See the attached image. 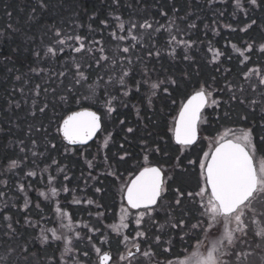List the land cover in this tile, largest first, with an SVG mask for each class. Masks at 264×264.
<instances>
[{"label": "trees", "instance_id": "obj_1", "mask_svg": "<svg viewBox=\"0 0 264 264\" xmlns=\"http://www.w3.org/2000/svg\"><path fill=\"white\" fill-rule=\"evenodd\" d=\"M45 3L47 7L40 8V0H0V33L3 34L0 35V173H3L0 179L8 182L6 187L0 185V192L4 193L0 198V211L12 217L16 228L14 237L4 234L6 227L0 229V257L6 258L0 260V264H73L74 260L78 264H95L96 248L102 252L109 251L113 258L110 264H114L116 255H122L124 250L120 248L123 234L113 230V226L117 225L115 212L119 205V194L114 191V176L108 175L117 173L110 156L123 155L126 151L128 156L124 161L116 156L114 162L127 163L146 154V147L140 142L161 135L168 137L167 131L165 133L168 116L164 119L157 102L160 105L162 100L161 105L168 108L169 103L175 101L171 108L172 113L176 112L177 104L184 102L200 84L206 83L212 85L213 96L221 101V106L215 109L221 114V121H234L245 129H252L256 141L264 136V132L262 135L260 132L264 130L261 127L264 124V110L258 104L251 111L237 101H229L231 94L225 87L229 83L237 87L243 81L241 75L244 69L232 45L244 48L247 44L258 46L264 43V5L252 9L247 0H241L243 7L248 9L245 16L244 12L234 9L232 0H224L212 7H209L207 0H45ZM162 12L165 14L161 15ZM137 14L152 25L148 29V51L151 50V55L146 54L145 57L138 54L139 51L136 53L139 59L145 58L142 64L147 67V76L140 69L134 71V78L142 85L140 93L144 88L143 79L147 78L157 82L175 79L176 87L162 85L161 88L169 87L171 95L158 92L151 112L146 108L147 101L137 99L139 92L133 89L125 101L127 106L124 104L112 117L111 121L116 122L110 125L105 122L103 125L98 139L109 133L111 126H115L119 120L123 119L125 123L122 125L126 127L119 134L114 133L113 127L112 144L103 153L94 148L95 143L87 148L65 145L56 129L62 118L77 110L78 106L73 102L61 104L60 96L62 92H69L65 83H75L76 76L68 64L78 53L73 51L71 38L62 51L57 50L55 57L45 55L48 45L58 48L54 43L55 31L59 30L64 35L79 34L86 40L96 36L103 38L107 35L103 29L113 26L111 20L114 16L130 18ZM253 20L255 24H251ZM101 21L107 22V27ZM191 24L196 27H189ZM245 24H251V27L241 32L240 28ZM226 25H231L235 31ZM170 32L176 36L177 42H194L188 50L191 59H184L183 45L173 42V46H169L172 38ZM210 49L223 53L215 63L212 62ZM139 50H144V47L141 46ZM153 51L160 52V56H155ZM171 51L175 52L174 58L169 55ZM248 55L251 60L247 67L250 64L261 65L264 61L259 53ZM34 69L37 72L34 73ZM63 72L64 75H60ZM85 72L90 77L89 82L99 79L98 68L93 63H88ZM37 85L39 95L35 97L34 109ZM71 90L75 92L74 88ZM242 95L243 92L238 94V99H243ZM44 104L48 108L40 113L39 108ZM240 108L243 110L239 112ZM135 109H139V116ZM246 110L247 115L253 114L243 120L240 117ZM33 111L34 116L31 114ZM221 121L216 125L219 126ZM127 127H132L134 131L128 133ZM33 141H36L35 148ZM52 144L56 145L55 149L51 147ZM121 145L124 147L121 148ZM21 148H24L23 152ZM66 148L71 151L66 152ZM177 148L175 146L167 155L159 148V153L152 151L151 155L157 158L160 165L166 160L176 174L182 175L185 170H179L176 165ZM33 151L39 155L34 157ZM13 160L18 166L9 171L8 165ZM28 171H35L36 176H26ZM65 175L69 177L68 180L64 179ZM50 176L54 178L51 185ZM194 178L196 175L192 173H187L184 178H174L170 187L172 194L178 196L177 189L180 188L185 190L187 196V185H196ZM19 184H23V191L19 190ZM84 186L89 189L81 200H75L74 197L79 196L75 194L83 193ZM52 187L57 189L55 196L51 192ZM65 187L69 189L67 193ZM95 187L101 191H95ZM41 192L45 196H41ZM89 200L93 203L88 204ZM64 213L67 215H62ZM29 224H39V227H30ZM68 224H71L70 230L64 227ZM42 228L47 229L48 244H41L38 239ZM53 231L61 236L60 240H51ZM103 238L107 241L102 242ZM173 238L171 236L170 240ZM65 241L71 248L67 253L64 252ZM184 241L188 242V239L174 246L165 241L167 247L161 248L159 253L154 252L155 264H163L160 262L165 259L173 261L181 258L188 246ZM168 247L169 253L165 251ZM141 251L131 258V262L139 257ZM123 264H129V260L125 259Z\"/></svg>", "mask_w": 264, "mask_h": 264}, {"label": "snow or ice", "instance_id": "obj_2", "mask_svg": "<svg viewBox=\"0 0 264 264\" xmlns=\"http://www.w3.org/2000/svg\"><path fill=\"white\" fill-rule=\"evenodd\" d=\"M115 2V0H114ZM209 7H212L215 4L223 3L224 0H207ZM233 7L237 11L245 13L247 16L248 9L243 7L241 0H232ZM247 4L251 6L252 9H256L264 5V0H247ZM47 4L45 0H40V8H46ZM35 11V10H34ZM165 13H161L164 15ZM117 21L120 20V17H115ZM102 24H105L107 27V22L101 21ZM251 24H255V20L251 21ZM251 24H245L244 27L240 28L241 32H246L248 28L251 27ZM118 27L121 31L124 30V25L121 22ZM132 28H136V24H132ZM141 29H151L152 25L145 21V23L140 24ZM191 28H195V24L189 25ZM207 27V26H206ZM226 27L235 31L231 28V25H226ZM0 35H3L0 33ZM64 34L57 30L54 33V43L58 46L53 47L49 45L46 49L45 55H50L55 57L57 55V50L62 51L63 46L65 45V40L61 39ZM129 36H132L133 39H136L133 36L132 31L129 30ZM113 39L123 40L125 37H117L115 32L112 33ZM76 47L73 48L75 53L82 52H92L96 60L97 68L106 66L108 64V56L105 54V49L101 46L99 48L100 55L95 57L94 49L90 46H86L85 40L81 36H75ZM173 42H177L176 36H172L169 46H173ZM95 44L99 45V41H94ZM178 44H181L185 48L184 59L189 60L191 57L188 55V50L193 47L192 41H178ZM233 51L238 55L240 63L242 65L243 71V82L248 83V87L252 89L253 92L261 93V100L259 103L264 104V67H252L248 68L247 64L251 60V56L248 53H259L260 58L264 59V43H260L258 46L254 44H247L244 48H238L235 44L232 45ZM123 53H128L129 48L124 47L118 49ZM212 52V62L215 63L217 58L223 53L219 50L210 49ZM151 55V53H149ZM169 55L173 58L175 57V52H169ZM39 56V53H37ZM156 56H160V52H156ZM101 61H104V65H101ZM130 63V61H129ZM91 67V65H89ZM35 71V69L33 70ZM64 75V73H60ZM75 75L76 80L75 84L83 87L84 84L90 79L88 75L82 71V65H75ZM145 76L147 74L145 73ZM129 77L128 71H123L122 75L119 76V85L123 89L121 95L123 97H128L130 95V89L127 87L128 81L126 78ZM255 77V81L253 80ZM187 79V76H185ZM17 80L20 79L19 76L16 77ZM100 79H103L102 77ZM145 83H149V80L145 79ZM171 85L173 88L176 87L177 81L175 79H168L167 81L160 80L158 82L150 83L151 92L148 94V105L149 108L153 106L154 99L157 98L158 92L162 91L164 95L170 96L171 92L169 87L162 85ZM141 84L138 82L136 86V91H141ZM227 91L231 94L229 99L230 101H237L241 105L252 104L256 105L258 103L255 99H238L236 92L237 87L231 83L226 86ZM212 85L209 84H200L194 93L186 97V103H183L178 118L175 121L174 129L172 131V139L176 145L179 147L176 149L179 156L176 158V165L178 167H183V162L181 156L190 149L197 141V124L201 119V111L205 106L212 108H219L221 106V101L213 97ZM247 89L240 88L239 91L244 92ZM23 91V90H21ZM91 95L95 96V89L92 88L89 90ZM69 92L72 93L70 97H61V100L65 103L69 102L70 99L74 98L76 103L79 104L81 101L76 95L69 89ZM36 95H39V86L37 85L35 90ZM111 99L105 101L107 107L106 112L109 116L116 111V108L113 106V100L116 99L111 93H109ZM123 102V101H122ZM11 103V102H10ZM175 103V101H173ZM19 107V104L16 105ZM125 106L127 104L125 103ZM35 107V102L33 103ZM48 108L47 104H44L39 108L40 113H44ZM137 115L139 116V109H135ZM33 116L35 112L31 113ZM243 120L248 119L247 113H244L240 117ZM124 120H120V124H124ZM101 125V116H98L94 111H78L73 112L67 118L63 119V122L58 125L56 131L62 137V139L68 145H84L88 140L95 134V132L100 128ZM264 127V124L261 125ZM134 129L132 127H127V132L132 133ZM22 143V142H21ZM33 147L35 148L36 141H33ZM143 143V142H142ZM53 149L56 148L55 144H52ZM121 148L124 146L121 145ZM153 149L147 148L146 154L143 157L144 165L142 166L139 174L134 180L127 186L125 199L127 201V206L131 209H143L139 213L136 223L137 226L140 225L141 220L145 217H151L152 212L155 211L158 206V201L162 198V194L166 191L165 188V179L164 172L165 170L158 166H152L150 162L149 155L147 152L152 151ZM20 151H24V148H21ZM66 152L71 151V149L66 148ZM154 151L156 153L160 152L159 147L157 146ZM264 154V136H260L259 141H256L253 135L252 129H241L238 133L235 131L221 133L218 138L215 140L213 148L209 151L203 153V156L197 158V160H188L189 165L195 166L198 164L199 173L198 179L196 182V187L194 189L187 190L186 198L193 203H197V197L199 198V206L201 211L202 219L198 220L196 224H193V229L199 228L201 231L205 229L210 230L216 224L223 222L226 226L225 232L223 234V239L227 240L228 244L231 245L234 239V232L245 233L247 232V225L245 223L246 219L255 220L258 217H264V208H257L256 202L264 200V168L257 172L253 166L252 158L256 153ZM32 155L35 157L39 155L38 152L33 151ZM128 156V153L125 151L123 155L119 156L121 161H124ZM17 162L15 160L11 161L8 165V170L15 169L17 167ZM89 163V167H91ZM63 171V170H61ZM26 176L35 177V171H28L25 173ZM108 175L117 176L118 173H108ZM3 176V173H0V177ZM53 177H49V184H52ZM65 180H68L69 177L65 175ZM7 180L0 179V185L7 186ZM18 188L20 191L24 190L23 184H19ZM65 193L69 191L67 187L64 188ZM97 192H100L101 189L97 188ZM53 196L56 195L57 189L55 187L51 188ZM178 197L175 200L176 205H181L182 197H185L184 189H177ZM41 196H45L44 192L40 193ZM4 196L3 192H0V198ZM88 204H92L93 201H87ZM7 207V205H5ZM39 207V205H37ZM123 211V210H122ZM250 214V215H249ZM62 215H67L64 213ZM206 217V219H204ZM126 216L121 217L120 225H114L113 230L119 232L120 228H127L128 225L124 223ZM234 222L235 228L230 227ZM184 221L180 220L179 222L172 223L171 227H181L184 226ZM30 227H39L37 225H31ZM6 227L5 235L9 237H14L16 228L15 224L12 222V217L10 215L4 214L0 211V229ZM64 227L71 229V224L64 225ZM95 231V229H92ZM139 237H146V232H138ZM258 235L261 239H264V229L260 230ZM128 236H124V240H128ZM41 244L49 243V236L47 235V229H41L40 235L38 237ZM61 236H58L55 231L51 233V240L57 241L60 240ZM156 242L159 243L160 236H156ZM137 252L141 251L140 245H136ZM168 249H165L167 251ZM27 251V249H25ZM71 248L68 247V242L65 241L64 252H70ZM97 253L98 264H109L113 258L109 252H102L100 248L95 249ZM217 251V245H214L207 253V257L201 259L197 252H193L190 257H188L184 264H217V259L214 257V253ZM236 256V264H243V261L247 259V254L243 252L232 253ZM87 255V253H85ZM142 255L145 257L151 258V253L149 251L142 252ZM132 253L129 252L128 256H121V260L128 259L129 264H131ZM5 257H0V260H5ZM73 264H78V261H73Z\"/></svg>", "mask_w": 264, "mask_h": 264}, {"label": "rangeland", "instance_id": "obj_3", "mask_svg": "<svg viewBox=\"0 0 264 264\" xmlns=\"http://www.w3.org/2000/svg\"><path fill=\"white\" fill-rule=\"evenodd\" d=\"M120 17V15H117ZM114 16L111 22H114L113 26L110 25L108 28L103 29L104 32H106L107 35L105 37L101 38L99 36L93 37L90 40H86L83 36L79 34H65L61 37V39L65 40V45H68V41L72 38L73 39V47H76L75 42V36H81L84 38L86 46H90L94 49L95 57H98L101 53L99 51V48L102 46L105 49V54L108 56V64L106 66H102L98 68L99 74L98 80H95L94 82L87 81L83 87H80L79 85H75V83L72 81V83L68 82L65 83V87L67 89L74 88L76 95H78L80 99V103L77 104L75 99L73 98L69 100V102L65 103L62 100L60 101L63 105H69L70 103H74L76 106H89V107H96L98 110L101 111L102 116L105 118V122L110 125L113 122L111 121L112 114L109 116L106 112V103L105 101L108 99H111V96H109V93H111L113 96L116 97L115 100H113V106L116 108V112H119V110L124 106L125 101L127 100V97H123L121 95V92L123 89L120 88L119 85V76L122 75L123 71L129 72V77L126 78L128 81L127 87L131 91L136 90V86L138 81L136 78H134V71L136 69H140L141 72L144 74L146 73L147 67L142 64V60L145 58L142 57V59H139L138 54L145 55L151 53V50L148 51L150 48L148 46L149 44V33L148 29H141L139 27L140 24L145 23L143 18H140L137 14L136 17H128V18H121L117 21ZM123 23L124 30L121 31L118 25L120 23ZM132 24H136V28H132ZM105 25V24H104ZM129 30L132 31L133 36L136 37V39H133L132 36L128 35ZM115 32L117 34V37H125L123 40L120 39H113L112 33ZM151 34H154V32H150ZM170 35L172 36V32H170ZM156 40V39H155ZM94 41H99L100 44L97 45L94 43ZM154 41V40H153ZM49 46V45H48ZM47 46V47H48ZM143 46L144 50H139V48ZM54 47V46H53ZM124 47L129 48L128 53H123L122 51H118V49H122ZM137 51H139L138 54ZM153 54L156 56V52L153 51ZM130 61V63H129ZM93 63L97 66L96 60L94 58V55L92 52H82L78 53V55L73 56L70 59V62L68 64V67H70L75 74V65L80 64L82 65V71L85 72V67L88 65V63ZM101 65H104V61L100 62ZM264 67V61L261 63V65L258 64H250L248 68L252 67ZM37 72L36 69L34 73ZM64 73V72H63ZM147 74V73H146ZM87 75V74H86ZM76 76V75H75ZM243 77V72L242 75ZM103 79H100V78ZM134 78V79H132ZM76 80V77H74ZM132 79V81H130ZM74 80V81H75ZM147 80H149L147 78ZM253 80L255 81V77H253ZM144 81V88L142 92L137 94V99H142L144 101H147V109L148 111L153 110V106L149 108L148 105V94H150V83L157 82L156 80H149V83H145ZM77 86V87H76ZM95 89V96L93 97L91 95L90 89ZM245 88L246 91L243 92L242 98L245 99H255L258 101V106L264 110V104L259 103L261 100V93L260 92H253L251 88L248 87V83L245 81L237 86V92L236 95L242 93L239 89ZM36 90V88H35ZM34 90V102L36 106V98L37 95ZM72 94V93H71ZM70 93L66 94L65 92L61 93L60 97H70ZM216 99H219L217 96H213ZM72 100V101H71ZM155 100V99H154ZM123 101V102H122ZM160 105L157 102L158 106L161 108L162 116L164 119L166 116H168V124L166 125L167 128L165 130V133L167 131L168 137L165 136H157L153 139H147L145 141L140 142V144H143L147 148L154 149L158 146L162 151H164V154L167 155L171 151H173L174 147L177 146L174 144V142L171 139V133L170 129H173L174 119L177 115V112L180 108V106L183 104V102L177 104L176 112L174 111L172 113V106L173 102H170V106L168 108H165L163 105ZM230 101V100H229ZM236 102V101H231ZM72 103V104H73ZM236 104V103H235ZM256 105L252 104H246L245 109L253 110L254 108H257ZM35 109V107H34ZM216 108L208 107L206 106V109L201 114V119L198 124L199 129V140L198 142L192 146L190 149H188L183 157V167H178L179 170H185V173L181 175V173L176 174V172L171 169L170 165L166 164V160H164V163L161 165L159 162L156 161L157 158H153L151 155L152 151L147 152L150 158V162L152 165H158L162 166L165 170V188H166V194L165 197L158 203V206L156 207L155 211L152 212L151 217L145 216L141 222L140 225L137 226L136 220L140 212L142 211H132L130 208L126 207V204H124V201L122 198H119L120 202V209L122 211V216H126L124 223L128 225L127 228H120L119 232L123 234V239L120 241V248L124 251L122 252V255H126L129 250L133 247H135L139 239L144 238L141 242V245H143L142 251L137 259L131 262V264H155V257L154 252H160L161 248H166L168 244H172L173 246L176 245V243H181L184 239H188L190 234L193 235L194 242H195V248L187 252V255L184 254L181 258L173 261H169L168 259H165L161 261L160 263L163 264H184L185 260L191 256L193 252H197L199 254V257L201 259L207 257L208 251L214 246L217 245V251L214 253V257L217 259V264H236V256L232 253H238V252H245L247 254V259L243 261V264H264V239H261V237L258 235L260 230L264 229V217H258L255 220L246 219L245 223L247 225V232L240 233V232H234V239L233 243L231 245L228 244L227 240L223 239V234L225 232L226 226L223 222H220L216 224L214 227H212L210 230L205 229L204 231H201L199 228L193 229L192 225L196 224L198 220L202 219L201 217V209L199 206V198L197 197V203L191 202L189 199L185 197H182V203L181 205H176L175 200L178 196H175L172 194L170 187L173 186L172 182L174 178H184L186 177L187 173H192V175H196V179L194 178L193 181L196 182L198 179V173H199V166L198 164L195 166V169H193L192 165H189L188 160H197L198 157L203 156V153L206 151H209L213 148L215 140L218 138L219 134L229 132L231 134V131L239 132L241 129H245L241 124L234 122V121H221V114L215 112ZM243 110L242 108L239 109ZM236 111H238L236 109ZM248 114V110H246ZM245 112V110H244ZM253 113H249V115H252ZM248 115V116H249ZM260 115V114H259ZM217 120H214V119ZM221 121L220 125L217 126L216 123ZM124 125L120 124V120L115 124V130L114 133H120L119 131L123 132V130L126 127H123ZM261 135L264 132V130H260ZM110 134L113 135V131L107 133L104 135L101 139H98L95 142V149H99L101 153L104 152L105 148H108L112 143V138L110 137ZM259 141V139H258ZM179 147V146H178ZM113 150V149H112ZM145 153L141 155L139 158L133 159L128 161L127 163H121L114 162L117 154L111 155L112 164L115 168L116 172L120 175L114 176V191L117 192L119 195L124 193V190L126 188V185L128 184V181L130 180L131 176L137 171L138 168L144 165V157ZM180 153H178V156ZM105 156V155H104ZM120 154L117 156L119 157ZM254 162L256 164V167L258 168V172L264 168V154L258 152L253 156ZM110 159H107L106 161H109ZM193 171V172H192ZM196 172V173H195ZM189 189H194L196 185H187ZM169 188V189H168ZM89 188L84 186L83 193L75 194L79 195L77 197H74L75 200H81L82 196L85 195L86 191ZM97 188L94 190L96 191ZM123 202V203H122ZM257 208H264V200H260L256 202L255 205ZM250 215V214H249ZM206 219V217H204ZM180 220H183L184 226L173 228L171 227L172 223L179 222ZM121 223V217L117 219V225H120ZM233 229L235 228V224L233 222L232 225H230ZM175 230V231H174ZM144 231L146 232V237H139L137 235L138 232ZM129 233L127 236L129 237L127 241L124 240L125 234ZM160 236L159 243L156 242V236ZM174 236L172 240H170V237ZM136 240H133L135 239ZM104 238L102 239V242H106ZM167 242L166 245L164 242ZM143 243V244H142ZM263 249V250H262ZM149 251L151 253V258L145 257L142 255V252ZM121 253L116 255V260L114 261V264H123L124 260L122 261ZM166 261V262H165ZM95 264H98V259H96Z\"/></svg>", "mask_w": 264, "mask_h": 264}, {"label": "flooded vegetation", "instance_id": "obj_4", "mask_svg": "<svg viewBox=\"0 0 264 264\" xmlns=\"http://www.w3.org/2000/svg\"><path fill=\"white\" fill-rule=\"evenodd\" d=\"M80 109H90V110H93V111H95L99 116H101V129H100V131L98 132V134H97V136H96V138H95V140L94 141H92L90 144H88L87 146H76V147H74V146H70V145H68V144H66L64 141H63V139H62V137L60 136V138H61V140L65 143V145H67V146H69V147H71V148H87V147H89L91 144H93V143H95L96 141H97V139H98V136L100 135V133H101V131H102V129H103V125H104V123H105V118L102 116V114H101V111L100 110H98L97 108H95V107H83V108H81V106L80 107H78V109L77 110H80ZM206 109V108H205ZM77 110H74V111H77ZM74 111H71V112H74ZM71 112H69V113H71ZM68 113V114H69ZM67 114V115H68ZM116 114V111L112 114V117L114 116ZM67 115H65V116H67ZM65 117H63L62 118V120L64 119ZM112 119V118H111ZM61 120V121H62ZM123 120V119H122ZM175 120V119H174ZM61 121H60V123H61ZM59 123V124H60ZM173 126H174V124H173ZM113 127L114 126H111V132H112V130H113ZM199 130V129H198ZM110 137L112 138V140H113V136H112V134H110ZM171 139H172V133H171ZM173 141V140H172ZM253 162H254V159H253ZM152 165V164H151ZM152 166H158V165H152ZM254 166H255V169H256V171L258 172V168L256 167V164H255V162H254ZM158 167H160V166H158ZM141 168L142 167H140V169L138 170V171H136L132 176H131V178H130V180L141 170ZM164 179H165V175H164ZM130 180L128 181V184H129V182H130ZM128 184L126 185V188H127V186H128ZM95 188H98V187H95ZM94 188V189H95ZM126 188H125V190H126ZM125 190H124V193H125ZM166 192L167 191H165L163 194H162V198L158 201V203L165 197V194H166ZM124 193L122 194V196H121V194L118 196V199H117V201H118V203H119V205H118V207H117V209H116V212H115V218L116 219H118L119 217H122V210L120 209V202H119V198H122L123 200H121V201H124V204L123 205H125L126 204V202H125V200H124ZM123 203V202H122ZM126 207H128L127 206V204H126ZM129 208V207H128ZM131 209V208H130ZM132 211H142L143 209H139V210H133V209H131ZM194 238L195 237H193V235L192 234H190V236L188 237V242H186V241H184V243H186L188 246L187 247H185V250L183 251V253L184 254H186L187 255V252H190V251H192L194 248H195V242L193 241L194 240ZM133 240H136V238L135 239H133ZM140 240H143V242L145 241L144 240V238H142V239H139L138 241L136 240V242H138V244L137 245H140V248H141V250H142V248H143V245H141V242L142 241H140ZM186 240H187V238H186ZM143 244V243H142ZM168 250L170 251V249H169V247H168ZM167 253H169L168 251H167ZM112 255V254H111ZM138 255V254H137ZM137 255H135V256H137ZM135 256H133V257H135ZM132 258V257H131Z\"/></svg>", "mask_w": 264, "mask_h": 264}, {"label": "water", "instance_id": "obj_5", "mask_svg": "<svg viewBox=\"0 0 264 264\" xmlns=\"http://www.w3.org/2000/svg\"><path fill=\"white\" fill-rule=\"evenodd\" d=\"M192 95V94H191ZM183 103H186V100L183 102ZM182 106V105H181ZM181 106H180V108H181ZM180 108H179V110H178V112H177V115H176V117H175V120H174V125H175V121H176V119L178 118V114H179V111H180ZM205 108H206V106L202 109V111H201V114H202V112L205 110ZM78 111H93V110H90V109H80V110H77V111H74V112H78ZM95 112V111H94ZM73 112H71V113H69L67 116H69V115H71ZM98 115V114H97ZM67 116H65V118H67ZM99 116V115H98ZM63 122V120L61 121V123ZM60 123V124H61ZM198 124H199V121H198ZM198 124H197V133H198V138H197V141H196V143L198 142V140H199V130H198ZM100 129H101V125H100V128L95 132V134L88 140V142L86 143V144H84V145H82V146H87L88 144H90L92 141H94L95 140V138H96V136H97V134H98V132L100 131ZM173 129H174V126H173ZM173 140V139H172ZM64 141V140H63ZM65 142V141H64ZM174 142V141H173ZM66 143V142H65ZM195 143V144H196ZM67 144V143H66ZM175 144V143H174ZM194 144V145H195ZM176 145V144H175ZM193 145V146H194ZM70 146H74V147H76V146H81V145H70ZM178 146V145H177ZM252 163H253V166H254V162H253V158H252ZM254 168H255V166H254ZM256 170V169H255ZM139 174V172L130 180V182H129V184L131 183V181L132 180H134L135 178H136V176ZM128 184V185H129ZM126 190H127V188H126ZM126 190H125V193H126ZM124 193V194H125ZM124 200H125V202H126V204H127V201H126V199H125V195H124ZM133 210H137V209H133ZM107 252H109V251H107ZM129 252H131L132 253V257L133 256H135V255H137L139 252H137V250H136V246L135 247H133V248H131L130 250H129ZM129 252L127 253V256H128V254H129ZM110 253V252H109ZM110 255H111V253H110ZM112 256V255H111ZM111 263V261H109V264Z\"/></svg>", "mask_w": 264, "mask_h": 264}]
</instances>
